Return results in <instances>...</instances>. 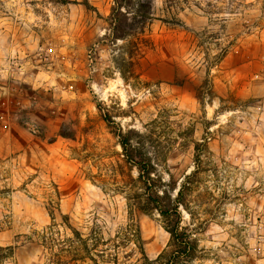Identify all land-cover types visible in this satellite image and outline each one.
Returning a JSON list of instances; mask_svg holds the SVG:
<instances>
[{
    "label": "rangeland",
    "instance_id": "1",
    "mask_svg": "<svg viewBox=\"0 0 264 264\" xmlns=\"http://www.w3.org/2000/svg\"><path fill=\"white\" fill-rule=\"evenodd\" d=\"M112 5L0 0V264H48L50 214L117 264L170 250L159 213L130 210L120 127L148 134L168 189L199 168L189 264H264V0H186L176 23L155 0L135 56L107 37Z\"/></svg>",
    "mask_w": 264,
    "mask_h": 264
},
{
    "label": "trees",
    "instance_id": "2",
    "mask_svg": "<svg viewBox=\"0 0 264 264\" xmlns=\"http://www.w3.org/2000/svg\"><path fill=\"white\" fill-rule=\"evenodd\" d=\"M154 2L113 0L108 16L110 28L107 37L115 41L127 40V52L131 56L140 55L143 46H147L149 39L145 34L154 17ZM184 2L186 0H164L165 9L175 23L179 20L178 11L183 8ZM104 120L109 125H116L108 113H104ZM116 134L125 162L138 170L137 178L126 189L130 210L159 213L164 228L170 234L169 251L164 250L155 258L144 255L134 264H189L197 257L198 241L192 230L183 225L181 205L186 204L187 194L192 188L191 179L199 173V168L185 175L181 187L176 188L175 193L168 189L164 176L158 173V163L148 147V134L143 131H125L122 127ZM197 147L199 150V145ZM50 216L53 223L42 236L48 264H89V260L93 264H101L100 261L118 263V257L104 247L107 243L97 229H92L85 236L70 224L66 216L64 224L57 223L54 215ZM6 250H12V247H0V260L7 256V252L4 254Z\"/></svg>",
    "mask_w": 264,
    "mask_h": 264
},
{
    "label": "built area",
    "instance_id": "3",
    "mask_svg": "<svg viewBox=\"0 0 264 264\" xmlns=\"http://www.w3.org/2000/svg\"><path fill=\"white\" fill-rule=\"evenodd\" d=\"M20 104V101H17Z\"/></svg>",
    "mask_w": 264,
    "mask_h": 264
}]
</instances>
